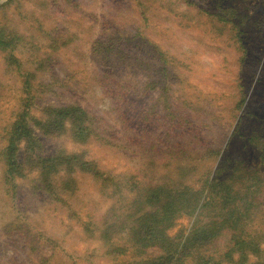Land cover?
I'll return each mask as SVG.
<instances>
[{
    "label": "rangeland",
    "instance_id": "rangeland-1",
    "mask_svg": "<svg viewBox=\"0 0 264 264\" xmlns=\"http://www.w3.org/2000/svg\"><path fill=\"white\" fill-rule=\"evenodd\" d=\"M0 28L17 38L10 55L18 64L0 51V264H126L163 254L172 244L137 253L125 229L112 227L120 221L112 205L121 211L119 194H132L133 176L168 181L166 160L175 156L162 158L166 145L216 148L255 173L234 186L256 183L264 210V0H0ZM68 104L88 113L92 133L42 135L34 119ZM24 107L44 155L93 163L86 171L56 166L54 195L39 187L32 163L23 179L4 174L5 131ZM177 120L182 134L163 144ZM192 224L182 215L167 234L180 243ZM227 239L221 233L211 247L221 251ZM261 242L258 256L220 260L263 262Z\"/></svg>",
    "mask_w": 264,
    "mask_h": 264
},
{
    "label": "trees",
    "instance_id": "trees-1",
    "mask_svg": "<svg viewBox=\"0 0 264 264\" xmlns=\"http://www.w3.org/2000/svg\"><path fill=\"white\" fill-rule=\"evenodd\" d=\"M241 33L239 32L238 36L243 41L244 38L240 37ZM13 36L0 28V51L7 53L5 55L9 63L12 61L18 65L16 57L10 55L17 43V38ZM28 76L29 73L25 77V82ZM45 109L49 111L46 120L33 118L42 135L49 137L51 133L67 129L77 137H87L92 133L93 124L88 113L81 106L68 104L60 107L49 106ZM29 113V109L24 107L5 131V145L1 154L4 174L9 182L23 179L24 164L32 163L30 167L34 169L31 171L35 172L36 179L39 178L44 183V186L39 184V187L49 191L48 195H54L55 190L51 188L48 177L56 166L64 164L66 169H70L75 164L85 167L83 169L86 171V167L93 163L76 154L60 152L44 155L40 151L39 139L30 126ZM182 126L180 120L171 122L162 138L163 144H166L167 137L177 136L178 132L182 134L184 128ZM181 145L178 147H175L176 144L166 145L164 147L166 151L161 152L162 158L175 156L174 159L166 160L167 166L171 168L165 172L168 181L160 179L163 176H151L146 183H142L137 176H133L131 182L133 190H129L132 194L124 195L122 192L119 194L121 200L118 201H122L119 207L121 211L112 205V218L120 219L118 223L112 221V227L116 230L120 227L125 229L123 231L128 236V242L137 253L144 252L146 248L156 243L172 244L169 248H164V253L156 258L126 264H226L220 260V257L231 259L232 254L235 253L238 255V261L235 263H238L240 258L245 260L248 253L254 256L260 255L261 241L264 240V221H262L264 210L258 209L259 203H256V183L244 187L234 186V183L238 186L244 185L241 179L244 176L247 179L252 178L255 173L250 170H240L238 165L235 166L237 164L234 163L235 160L224 158L216 148L190 146L184 149V145H191L190 141ZM210 159L213 162H210ZM155 173L153 175H158ZM94 176L104 175L99 174L95 169ZM102 180L105 181L106 176ZM115 203H118L117 200ZM125 206L126 210L123 211ZM209 210L212 215L201 224V217ZM257 213L261 215V220L255 222L254 217ZM182 215L191 217L193 224L184 240L179 243L168 236L167 230L172 227L173 221ZM221 233H228V243L220 251L213 249L211 245ZM188 247L192 249L188 250ZM116 249L118 254H124L121 246ZM245 264H264V260L259 262L256 259Z\"/></svg>",
    "mask_w": 264,
    "mask_h": 264
}]
</instances>
